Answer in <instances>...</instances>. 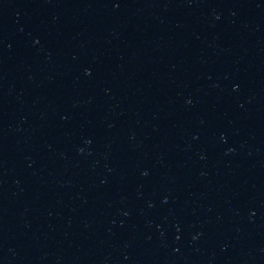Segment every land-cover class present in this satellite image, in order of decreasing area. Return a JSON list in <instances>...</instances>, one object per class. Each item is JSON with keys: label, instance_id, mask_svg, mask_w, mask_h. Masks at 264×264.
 <instances>
[{"label": "water", "instance_id": "1", "mask_svg": "<svg viewBox=\"0 0 264 264\" xmlns=\"http://www.w3.org/2000/svg\"><path fill=\"white\" fill-rule=\"evenodd\" d=\"M0 264H264V0H0Z\"/></svg>", "mask_w": 264, "mask_h": 264}]
</instances>
